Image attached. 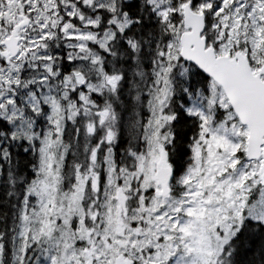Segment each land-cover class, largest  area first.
Returning <instances> with one entry per match:
<instances>
[{"label": "snow or ice", "instance_id": "1", "mask_svg": "<svg viewBox=\"0 0 264 264\" xmlns=\"http://www.w3.org/2000/svg\"><path fill=\"white\" fill-rule=\"evenodd\" d=\"M0 264H264V0H0Z\"/></svg>", "mask_w": 264, "mask_h": 264}]
</instances>
